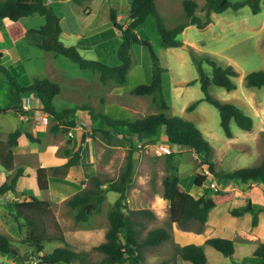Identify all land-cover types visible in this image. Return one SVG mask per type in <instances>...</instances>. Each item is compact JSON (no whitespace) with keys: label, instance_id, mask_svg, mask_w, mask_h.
<instances>
[{"label":"rangeland","instance_id":"374dc122","mask_svg":"<svg viewBox=\"0 0 264 264\" xmlns=\"http://www.w3.org/2000/svg\"><path fill=\"white\" fill-rule=\"evenodd\" d=\"M194 1L197 3L196 14L204 20L207 17L205 0ZM129 2L130 0H93L90 5V15L83 13L86 9L85 5L76 4L73 0L60 2V7L54 3L52 7L56 14L64 13L67 18L66 24L69 27H76V30L81 31L84 36V38H79L66 34L60 37V40L67 46H76L86 59L97 60L110 66L119 64L117 50L121 43V35L110 20V13L114 9L119 14H127L130 7ZM182 2L183 0H156L157 9L166 28H171L186 19ZM260 6L261 10L257 13H253L249 5L238 10L227 8L220 13L211 11L209 24L203 28L189 25L182 31L179 35L182 44L178 47H166L161 44L155 17L148 16L137 28L140 42L131 46L132 62L126 81L122 85L114 82L104 84L100 81V73L97 70L82 69L66 56H56L53 52L40 49L36 45L31 31L39 28L38 25H35L34 18L30 25L33 28L16 37L24 66L18 65L17 72L9 65L7 66L21 83L44 77L57 82L61 87V93L58 95L61 96H57L56 99L59 108L85 104L91 107L94 112H103L114 118L135 120L158 112L150 95L140 96L131 93L134 86L147 84L151 81L152 55L154 54L157 56L158 65L164 69L161 73L160 94L170 106L167 113L191 120L202 131L212 146L209 160L214 164L216 171H233L241 167L258 165L264 158V86L260 88L248 87L244 81L247 73L264 70L263 0H260ZM120 19L123 22L127 20V17L122 15ZM11 25L12 23L8 20L7 29L11 28ZM21 30V26L14 28L17 33H20ZM85 44L88 47H85ZM183 44L187 47L182 46ZM192 53L202 59L204 72L209 77L212 67L205 61L207 57L217 61L219 65H231L238 72V75L233 77L236 84L235 89L228 91L223 87L210 84L209 93L218 100L238 104L246 114L253 118L254 125L251 130H244L232 121L230 126L233 136L227 137L220 126L217 107L205 100L200 101L192 110L187 109L189 105L203 97L201 84L198 80L199 72L193 62ZM194 79L196 81L189 84ZM4 97L10 96L8 94ZM11 109L4 113L0 112V141L7 139L9 132L16 128L30 132L35 139L31 141L25 136H21L24 147L23 151L19 153L20 155H17L16 162L26 158V165L31 163L32 155L23 153H31L33 146L37 149L41 145L58 146L59 155L65 157L66 160V149L75 151L81 146L80 162L77 167L74 165L68 169V176L78 175L79 170L91 168L90 171L103 180L118 179L125 167L129 149L132 147L134 173L127 190V207L149 209L153 213L154 207H161L168 214L167 218L162 219L156 215H136V221L142 223L136 227L139 237L144 238L150 229L168 228L171 224L169 206L165 204L166 200L163 196V178L168 173V154L173 155L171 158L178 165L181 178H186L194 172L196 174L205 173L210 177L211 173L204 169L205 165L200 162L202 154H197L188 147L180 146L176 149L179 153L174 152L168 148L165 137H160L159 140L151 138L133 142L132 134L124 128L112 129L103 120L94 119L86 108L77 109L79 110L75 117L77 120L72 116L65 118L57 132L50 131V126L53 123L50 116H48L47 124H44L43 120L34 118L35 108L29 110L23 108L24 111H28L29 117L22 116L23 114L20 112L22 109L19 112ZM102 129L110 130L111 139L108 140L105 137ZM82 139L84 140L82 141ZM156 147L162 148L161 154L155 152ZM73 170L76 171L75 175L72 174ZM15 172L16 169L9 173L0 168V184L9 181ZM77 177L79 176L75 178ZM83 182L84 180L79 182L80 189L85 188L81 186ZM24 183L34 191L36 190L35 176H25L18 181L19 186H23ZM71 187L69 186L68 193H72ZM115 195L114 191L107 192L103 201V210L94 216L93 221L95 220L99 226L104 225L105 222L108 225L105 213L113 205ZM64 204L58 207L53 206L52 209L56 208L61 216L67 214L68 217L71 208H68L66 203ZM72 214L73 212L70 219L64 224L73 235L76 224L83 228L82 226L86 225L88 220L84 223L75 222V224ZM54 231L55 229L51 232ZM0 232L11 239L12 245L17 247L20 253H30L29 246L24 242L25 228L18 227L13 212L1 199ZM79 241L74 237L69 238V248L85 252L81 259L70 264H82V261L84 264H100L103 254L93 247L89 248L84 244H78ZM59 245L63 244L59 242L47 243L43 253H49ZM174 245L173 240L168 239L158 246L144 247L141 250L142 258L138 260L137 264H192L175 253ZM206 248L207 264H234L236 256L233 258L226 256L210 245H207ZM28 263L29 261L16 260L11 255L0 253V264ZM121 264H129V262Z\"/></svg>","mask_w":264,"mask_h":264},{"label":"trees","instance_id":"16d2710c","mask_svg":"<svg viewBox=\"0 0 264 264\" xmlns=\"http://www.w3.org/2000/svg\"><path fill=\"white\" fill-rule=\"evenodd\" d=\"M73 1L81 4L85 0ZM129 3L130 7L127 18L130 20L123 22L121 19L118 20L117 16L119 13L114 9L110 13V20L121 35V43L117 50L119 60V64L117 65L110 66L97 60L86 59L81 55L76 46L65 45L60 40V33L62 31L60 18L48 0H0V29L4 26L3 19L5 18L17 21L24 16L38 14L44 18V22L39 28L32 29L31 31L33 32L35 43L40 49L53 52L56 56H66L77 63L82 69L97 70L100 73L99 79L104 84H109V82L124 84L132 62L131 46L140 42L137 28L148 16L155 17L161 36V44L166 47H178L182 44L179 38L182 31L189 25L203 28L209 24L211 21V11L220 13L227 8L238 10L245 5H249L253 13L261 10L260 0H205L207 17L203 20L196 14L197 3L194 0H183L182 5L186 19L171 28H166L162 16L157 9L156 0H130ZM191 56L199 72L198 80L201 84L203 97L189 105L187 109L192 110L200 101L205 100L217 107L220 115V126L227 137L233 136L230 126V122L232 121L244 130H251L254 121L250 115L246 114L238 105L218 100L209 93L208 87L210 84L223 87L228 91L235 89L236 84L233 77L237 76L238 72L231 65L222 66L217 61L207 57L205 61L212 67L209 77L204 72L202 59L197 58L193 53ZM3 57V52L0 51V72L8 78L10 93L16 101L13 109L16 112L22 109L20 111L21 114H28V111H24L23 109L24 99L22 94L35 93L39 107L53 121L50 126V131L52 132L59 131L63 119L79 108L88 109L94 119L103 120L112 129L124 128L130 134H151L156 132L160 126H164L165 139L170 144L188 147L195 153L202 154L200 162H202V165H205V168L212 174V177L220 181L236 180L243 184L258 179L264 181V158L260 164L254 166L241 167L228 172H218L215 170L214 164L209 160L212 146L204 137L202 131L191 120L167 113L170 106L162 97V94H160L161 73L164 69L158 65L157 56L154 54L152 55L153 73L151 81L147 84L134 86L131 89V93L135 95H150L158 112L136 118L135 120L130 118H114L103 112H94L91 107L85 104L58 109L54 103V99L61 93V87L57 82L44 77L36 78L29 84H22L15 73H12L8 66L4 64ZM195 81L194 79L189 84ZM244 81L248 87H263L264 70L247 73ZM5 111H7L6 108L0 109V112ZM101 131L108 140L111 139L110 130L102 129ZM21 136H25L31 141L35 140L31 133L16 128L9 132L7 139L0 141V166L6 172L10 173L15 168L13 147L18 144ZM81 151V146L75 151L66 149L67 160L64 163L51 167H38L36 169L38 188L40 190L48 189V177L50 175L65 176L71 166L77 165L80 162ZM172 156V154L167 155L168 173L163 178V196L169 202V220L170 222H176L182 228H190L191 223L196 222L198 229H201L209 211L213 207L232 200L234 189H222L217 194L211 196H205L206 194H204L196 198L180 183L179 168L171 158ZM133 173L134 158L131 147L126 156L125 167L118 179L103 180L97 175H92L83 182L85 184L84 189L70 196L65 201L74 210L73 217L75 222H85L89 220L91 215L101 210L107 192L114 191L118 193L113 205L107 211L108 227L105 232V239L99 245L93 247V249L103 254L100 264H121L126 261L129 264H137L138 260L142 258L141 250L144 247L158 246L171 238L169 230L165 227L150 229L144 238L138 236L136 227L142 223L136 221V215L154 216L155 213L149 209H130L127 207V190L132 182ZM22 175L23 171L17 168L9 181L0 184V196L8 195L10 197V199L5 201L6 206L13 212V217L18 227L25 228L24 242L30 248V253H27L30 254L29 263L37 259V264H70L75 260L81 259L85 252L75 251L68 247V242L54 214L50 200L40 199L33 194L28 195V199L15 200V196L20 192L16 187L17 180ZM207 176L204 173H197L195 184L201 186ZM21 193L26 194L24 191H21ZM261 209L255 207L252 203H248L233 208L231 213L233 215H242L245 212H251L253 214L252 222L255 225L257 223V213ZM54 229L55 231L51 232ZM51 242H60L63 245L55 247L49 253H42L45 245ZM205 243L226 256H232L234 253V242L230 239L212 237L207 239ZM174 250L183 260L192 264H207V255L203 245L191 243L179 246L175 244ZM0 253L11 255L14 258L17 255H25L20 253L18 248L12 245L11 239L1 232ZM254 254L261 256L263 259L262 264H264V242L257 246ZM82 264H84L83 261Z\"/></svg>","mask_w":264,"mask_h":264},{"label":"crops","instance_id":"0c3cea01","mask_svg":"<svg viewBox=\"0 0 264 264\" xmlns=\"http://www.w3.org/2000/svg\"><path fill=\"white\" fill-rule=\"evenodd\" d=\"M67 1H72V0H56V1L49 0L51 5L55 3L58 7H60L59 5L60 2H67ZM92 2L93 0H85L83 3H81L86 6V9L83 11L84 14L90 15L91 13L90 5L92 4ZM122 15H125L127 17V14H118L117 19L120 20ZM58 16L60 18V25L62 28L60 37L69 34L73 37L84 38V36L81 34V31L76 30V27H69V25L66 24L67 18H65L64 13L59 12ZM33 18L35 20V25H38L39 27L44 22V18L38 14L24 16L17 21H12L9 20L8 18L3 19L4 26L0 29V51L3 52L4 64L6 66L9 65V67L15 69L16 72L18 71V65L24 64L23 57L16 43V37H18V35L21 36V34L23 35L26 32V30L28 31L29 29L33 28L30 27V25H32L31 20ZM8 20L12 23L11 25L12 27L9 29H7ZM127 20L130 19L127 18ZM18 26H21L22 28L20 33L14 31V28H17ZM84 46L88 47L87 44H85ZM32 81L33 80L22 84H29ZM8 94L10 97H4V96H8ZM62 94H63V90H62ZM22 97L24 99L23 101L24 105H27L31 109L32 108L36 109L34 111L35 115H33L35 119L42 120V118L45 116L48 118L49 115L39 107V102L37 99V95L35 93L33 92L23 93ZM56 99L57 97L54 99V103L57 104ZM15 105H16V101L14 100V98L10 93V84L8 78L6 77L5 74L0 72V109L6 108L7 110L8 109L12 110L11 108H13ZM57 105L56 107L58 109H61L63 107H72V106H63L59 108V105L58 106ZM78 111L79 110H76L74 113L68 114L65 118L72 116L75 120H77L75 117ZM25 115L27 117L30 116L29 113ZM164 131H165V127L160 126L156 132L151 134L133 133L132 141L141 142L142 140H147L151 138L159 140L158 138L165 137ZM165 143H167L168 148L172 149V151H176L178 146H180V145L178 146L172 145L168 141H166ZM23 145L24 142L20 137L18 140V144L15 147H13L14 164H15L14 170L19 168L23 171V175L18 178L16 185L17 189L20 191L15 196L16 198L18 197V201L28 199V195L33 194L40 199L50 200L52 202V208L53 206L54 207L63 206L65 205L64 204L65 201L70 196L82 190L79 187L80 180L86 181L87 178L94 175L93 172L90 171L91 168L79 170L78 175H75L76 171L73 170L72 174L74 173L73 175L75 176H71V175L68 176V173L65 176L50 175L48 177L49 187L46 190H40L37 186V182H36L35 191L33 190V188H30L26 183H24L23 186H19L18 181L25 176L30 177L31 175H33L35 176V181H36V169L38 167L57 166L66 161L65 157L59 155L58 146L55 147L54 145L52 146L41 145V147L38 149L35 146H33L32 147L33 150L31 151V153H23V154L32 155L31 163L26 165L25 162L26 158L23 161L16 162L17 155L19 156L20 155L19 153L23 151L22 149L24 147ZM23 157L25 156L23 155ZM27 166L29 167L26 168ZM0 168L2 167L0 166ZM194 173L191 174L190 176H187L186 178H181L180 176L179 177H180V183L181 184L183 183L182 184L183 187L188 192L192 193L196 198L204 194H206L205 196H211L217 194L220 190L227 188L234 189L233 198L230 202L213 207L209 211L207 219L204 222L201 229H198V226H196L197 224L196 222H192L190 228H182L176 222H171L170 226L167 228L171 234L170 239L173 240L174 244H177L179 246H184L191 243L203 245L205 250L207 249L206 247L208 245L205 243V241L209 238L221 237V238L230 239L234 242V253L232 254V256H230L232 258L236 256V259L233 261L234 264H262V260H263L262 257L259 255H255L254 250L257 248V246L260 243L264 242V181L258 179L249 182L247 184H243V183H239L236 180L220 181L219 179L212 177L211 176L212 174H210V177L207 176L201 186H197L195 184L196 173L195 174ZM76 176L83 178H79V177L75 178ZM212 184H215L216 187H218L216 191L213 188H211ZM69 186H72L71 187L72 193H68ZM81 186L85 187V184L82 183ZM21 191H24L26 194H22ZM115 193L116 195L118 194L117 192ZM116 195L114 199H116ZM248 203H252L257 208H262L257 213V223L255 225L252 222L253 214L251 212H245L242 215H233L231 213V210L233 208L246 205ZM165 204H168L169 206V202L167 200L165 201ZM53 210L58 222L62 227L67 242L69 241L70 237H74L80 240L78 244L79 243L80 245L84 244L85 246L90 248L97 246L104 241L105 232L107 230L108 225L107 222H105L104 225L101 226L95 223L96 221L95 220L93 221V218L94 216H96V213L90 216L89 220L86 222V225L82 226L83 228H80L75 223L73 217V222L76 224V230H73L74 234L72 235V233L69 232L68 229H66L64 223H66V221L70 219V215L72 212L74 213V211L69 209L70 214L68 213L69 216L67 217V214L65 216H61L59 210H57L56 208H54ZM102 210H103V204L100 211ZM153 210L155 215L159 219L167 218L168 216L167 211H165L161 207H154ZM65 211H68V209H65ZM107 211L108 209L106 210L105 213L106 217H107ZM73 250L80 251V249H76V248H74Z\"/></svg>","mask_w":264,"mask_h":264},{"label":"built area","instance_id":"2783aa9c","mask_svg":"<svg viewBox=\"0 0 264 264\" xmlns=\"http://www.w3.org/2000/svg\"><path fill=\"white\" fill-rule=\"evenodd\" d=\"M23 108L28 109V110L30 109V107H28L27 105H24V104H23ZM42 120H43V123H44V124H47V122H48V118H47L46 116L43 117ZM155 152L161 154V152H162V148H160V147H156V148H155ZM206 170H207V169H206ZM207 171H208V170H207ZM204 174H205V173H204ZM212 188H213L215 191L218 189V187H216L215 184H212ZM0 199L3 200V201H6V200L10 199V197H9L8 195H1V196H0ZM15 200L18 201V197H17V198L15 197ZM31 264H37V259L32 260Z\"/></svg>","mask_w":264,"mask_h":264},{"label":"water","instance_id":"95a60500","mask_svg":"<svg viewBox=\"0 0 264 264\" xmlns=\"http://www.w3.org/2000/svg\"><path fill=\"white\" fill-rule=\"evenodd\" d=\"M147 45H149L148 43H146ZM182 46H186L185 44H183ZM187 47V46H186ZM16 260H20V261H29L30 259V254H25V255H17L15 257ZM29 264V263H28Z\"/></svg>","mask_w":264,"mask_h":264},{"label":"clouds","instance_id":"9594fccd","mask_svg":"<svg viewBox=\"0 0 264 264\" xmlns=\"http://www.w3.org/2000/svg\"><path fill=\"white\" fill-rule=\"evenodd\" d=\"M21 201V200H20ZM32 262V261H31ZM31 262L29 264H31Z\"/></svg>","mask_w":264,"mask_h":264},{"label":"bare ground","instance_id":"6f19581e","mask_svg":"<svg viewBox=\"0 0 264 264\" xmlns=\"http://www.w3.org/2000/svg\"><path fill=\"white\" fill-rule=\"evenodd\" d=\"M185 182V181H184ZM183 184V183H182Z\"/></svg>","mask_w":264,"mask_h":264}]
</instances>
